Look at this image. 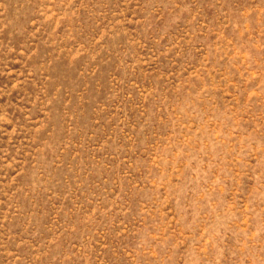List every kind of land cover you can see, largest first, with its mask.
Wrapping results in <instances>:
<instances>
[{"label": "rangeland", "instance_id": "obj_1", "mask_svg": "<svg viewBox=\"0 0 264 264\" xmlns=\"http://www.w3.org/2000/svg\"><path fill=\"white\" fill-rule=\"evenodd\" d=\"M0 264H264V0H0Z\"/></svg>", "mask_w": 264, "mask_h": 264}]
</instances>
